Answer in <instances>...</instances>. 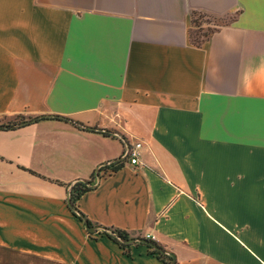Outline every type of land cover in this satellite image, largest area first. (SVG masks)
Instances as JSON below:
<instances>
[{"label": "crops", "instance_id": "obj_1", "mask_svg": "<svg viewBox=\"0 0 264 264\" xmlns=\"http://www.w3.org/2000/svg\"><path fill=\"white\" fill-rule=\"evenodd\" d=\"M52 115L0 128V264H264V0H0V122Z\"/></svg>", "mask_w": 264, "mask_h": 264}, {"label": "trees", "instance_id": "obj_2", "mask_svg": "<svg viewBox=\"0 0 264 264\" xmlns=\"http://www.w3.org/2000/svg\"><path fill=\"white\" fill-rule=\"evenodd\" d=\"M198 16V17H197ZM203 15L198 14V13H193L192 14V24L193 26L197 24V19H199L200 17H202ZM197 17V18H196ZM210 35V33L208 35H203L201 36V32H199L198 34L196 32H194V36L198 37L201 36L202 39L208 37ZM197 40V39H196ZM199 41V40H197ZM44 120H52V121H58V122H62V123H70L71 121L65 117L62 116H58V115H52V116H40V117H23V116H17L15 118H13L10 121H2L0 122L1 125L0 126H8V129L12 128V125L15 124H19L22 122H28L27 124H31L34 122H38V121H44ZM26 124V125H27ZM76 128H78V130L82 131V132H88V133H96V134H100L106 137H110V134H108L107 131L101 130V129H89V128H82L80 126H77L76 124H73ZM2 128V127H1ZM122 163L123 161H114L108 164L103 165L98 172L96 173V176L98 178L101 177H105V176H109V175H113L114 173H116L121 167H122ZM92 188V185L90 182H86V183H78L76 184V186H74L70 192V200L72 202V204L78 209L77 206V200L86 192L90 191ZM71 210V209H70ZM72 213L74 215H76L73 211ZM79 217V216H78ZM80 218V217H79ZM81 220V218H80ZM89 223V222H88ZM90 226H93L91 223H89ZM111 232L115 233L117 237H111L116 243H118L121 247H123L125 250L127 248H129L130 245L125 244L124 242H122V239L124 240H129V236L126 233H123L121 231L118 230H111ZM88 233L90 235H92V232ZM105 233V232H103ZM106 234V233H105ZM149 240V239H148ZM151 242H153L152 240H149ZM155 243V242H154ZM141 244V243H138ZM147 246V245H146ZM159 246V245H158ZM160 247V246H159ZM148 250L150 251L151 254L156 255L158 259H160L161 261H163L164 264H170L172 262V257L162 248L160 247L162 250H164L165 252H159L156 251L154 248L147 246ZM126 253L129 254L128 250H126Z\"/></svg>", "mask_w": 264, "mask_h": 264}, {"label": "water", "instance_id": "obj_3", "mask_svg": "<svg viewBox=\"0 0 264 264\" xmlns=\"http://www.w3.org/2000/svg\"><path fill=\"white\" fill-rule=\"evenodd\" d=\"M28 122H22V123H19V124H15V125H12V128H15V127H18V126H23V125H26ZM7 128L8 126H0V128ZM81 127V126H80ZM88 128V127H87ZM91 129V128H89ZM92 129H98V128H92ZM68 206L69 208L76 214L78 215L81 220L84 222L85 226H86V229L89 231V232H95L96 230L98 229H104L106 230L105 228H100V227H96V226H90L88 221L86 220V218L83 216V214L72 204L70 198L68 199ZM112 235L116 236L115 233L111 232ZM117 237V236H116ZM122 242H124L125 244L127 245H130V244H134L135 242H138V243H141V244H145L147 246H150L152 248H154L156 251H159V252H165L164 250H162L156 243L154 242H151L149 241L148 239L146 238H131L129 240H124L122 239ZM171 257H172V262L170 264H174V255L171 254V253H168Z\"/></svg>", "mask_w": 264, "mask_h": 264}, {"label": "rangeland", "instance_id": "obj_4", "mask_svg": "<svg viewBox=\"0 0 264 264\" xmlns=\"http://www.w3.org/2000/svg\"><path fill=\"white\" fill-rule=\"evenodd\" d=\"M201 15L203 16L197 19V24L194 25V32H196L197 34L201 32V36L212 33L217 28L216 26L222 23L221 21L211 18L207 15H204V14H201ZM201 36L196 37V39L197 40L202 39Z\"/></svg>", "mask_w": 264, "mask_h": 264}, {"label": "built area", "instance_id": "obj_5", "mask_svg": "<svg viewBox=\"0 0 264 264\" xmlns=\"http://www.w3.org/2000/svg\"><path fill=\"white\" fill-rule=\"evenodd\" d=\"M141 148V143L135 144L132 148L128 149L127 157L130 158V163L136 165L139 163V150ZM149 238V237H147Z\"/></svg>", "mask_w": 264, "mask_h": 264}]
</instances>
